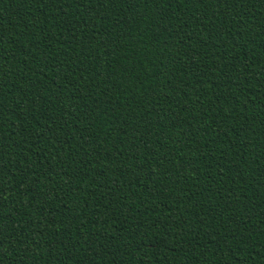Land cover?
<instances>
[{"label":"trees","instance_id":"obj_1","mask_svg":"<svg viewBox=\"0 0 264 264\" xmlns=\"http://www.w3.org/2000/svg\"><path fill=\"white\" fill-rule=\"evenodd\" d=\"M0 264H264V0H0Z\"/></svg>","mask_w":264,"mask_h":264}]
</instances>
